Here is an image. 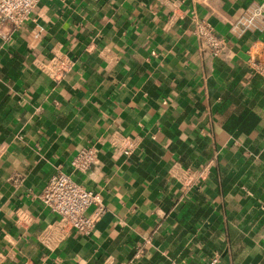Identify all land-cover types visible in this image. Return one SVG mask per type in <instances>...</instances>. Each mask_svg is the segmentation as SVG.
Masks as SVG:
<instances>
[{
  "label": "crops",
  "instance_id": "crops-1",
  "mask_svg": "<svg viewBox=\"0 0 264 264\" xmlns=\"http://www.w3.org/2000/svg\"><path fill=\"white\" fill-rule=\"evenodd\" d=\"M258 1L41 0L0 34V264H264V26H233ZM60 170L104 196L89 235L50 229Z\"/></svg>",
  "mask_w": 264,
  "mask_h": 264
},
{
  "label": "built area",
  "instance_id": "built-area-1",
  "mask_svg": "<svg viewBox=\"0 0 264 264\" xmlns=\"http://www.w3.org/2000/svg\"><path fill=\"white\" fill-rule=\"evenodd\" d=\"M41 0H0V34H5V29L16 30L31 20L33 12ZM194 33L202 41L205 48L209 49L214 56H222L226 43L220 38L213 25L206 19L200 18L196 13L193 15ZM241 33L247 30L258 29L264 26V0H259L247 7L233 24ZM59 78L66 70L64 60L57 58L50 62ZM253 65L259 70L263 66L253 60ZM120 148L126 154H132L136 144L131 136H124L119 142ZM99 160V151L96 146H86L78 150L72 159L71 165L74 173H86ZM39 200L45 207L57 215V220L51 224L50 229L66 236L71 232L89 235L93 232L98 220L106 210L104 196L100 191L87 188L77 181L73 173L63 170L53 174L41 192ZM94 207L92 213L87 214L90 207ZM220 262V257L215 256L210 264ZM169 264H180L170 261Z\"/></svg>",
  "mask_w": 264,
  "mask_h": 264
}]
</instances>
